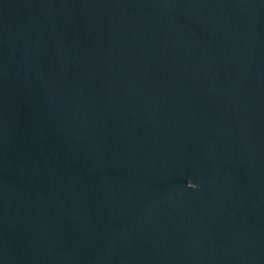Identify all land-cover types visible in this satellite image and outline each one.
Segmentation results:
<instances>
[{
	"label": "water",
	"instance_id": "95a60500",
	"mask_svg": "<svg viewBox=\"0 0 264 264\" xmlns=\"http://www.w3.org/2000/svg\"><path fill=\"white\" fill-rule=\"evenodd\" d=\"M0 264H264V0H0Z\"/></svg>",
	"mask_w": 264,
	"mask_h": 264
},
{
	"label": "clouds",
	"instance_id": "9594fccd",
	"mask_svg": "<svg viewBox=\"0 0 264 264\" xmlns=\"http://www.w3.org/2000/svg\"><path fill=\"white\" fill-rule=\"evenodd\" d=\"M195 188V187H194Z\"/></svg>",
	"mask_w": 264,
	"mask_h": 264
}]
</instances>
